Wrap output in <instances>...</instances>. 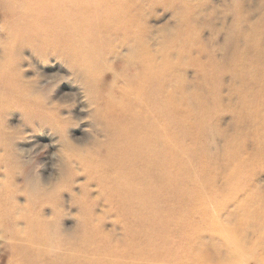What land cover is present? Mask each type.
Returning <instances> with one entry per match:
<instances>
[{"label":"rangeland","instance_id":"obj_1","mask_svg":"<svg viewBox=\"0 0 264 264\" xmlns=\"http://www.w3.org/2000/svg\"><path fill=\"white\" fill-rule=\"evenodd\" d=\"M124 1L117 6L125 3L132 7L130 16L142 24L141 34L147 41V49L150 54L158 55V61L163 59L165 49L176 42L179 46L186 43L184 27L189 24L193 28L195 47L182 74L188 96L199 95L201 103L188 104L177 97L179 110H176L168 102L167 88L161 81L155 92L146 91V85L142 88V82L149 85L142 77L146 62L138 54L135 39L130 37L135 32L115 26L121 19L99 23L90 43L86 37L89 34L79 32L76 49H72L75 53L67 48L40 54L32 46L24 45L19 55V77L27 87L46 91L51 119L40 128L36 123L27 125L19 110H14L13 115L0 113V137L15 149L13 153L4 147L0 149V184H11L15 207H23L30 196L37 195L40 201L56 196L51 204L41 203L42 216L52 219L57 212L60 237L77 243L83 235L79 201L87 193L98 198L99 186L82 171L72 181L73 176L69 177L63 163L64 149L70 144L83 154L107 156L106 144L113 131L110 128L113 122L109 120L117 119L121 113L115 109L106 111L105 104L126 100L132 106L127 105L124 110L125 125H133L138 109H143L148 116L156 114L160 120L171 121L173 133L185 137L175 145L188 164L189 182L199 192L194 206L199 205V196L211 201L210 215L205 220L197 213L190 218L192 225L200 227L189 241V263L264 264V161L259 155L264 153V120L241 116L243 104L264 90V84L260 85L256 75L237 70L239 61H256L259 54L264 55V0ZM184 12L189 14L186 26ZM12 15L8 0H0V56L4 55L2 42L14 22ZM85 21L78 19L79 24ZM96 41L100 44L99 52L92 49ZM212 65L220 67L214 91L202 73L203 67L212 68ZM195 112L206 113L203 119L206 127L196 134L202 146L185 153L184 147H189L193 143L191 137H195L196 130L191 128L195 118L190 115ZM261 112L264 118V107ZM196 155L205 163H197ZM6 164L14 169L12 173ZM204 164L214 169L205 165L206 170ZM28 166L37 191L25 187L23 171ZM101 172L104 174L105 170ZM102 203L103 206L100 202L96 206V212L101 214L100 228L113 241L121 243L127 228L119 218L122 217L118 215L119 209L114 203ZM162 205L167 212L174 206L169 200ZM5 229L0 227V234ZM20 246L18 241L7 242L6 237L0 236V264H24L22 255L17 254Z\"/></svg>","mask_w":264,"mask_h":264},{"label":"bare ground","instance_id":"obj_2","mask_svg":"<svg viewBox=\"0 0 264 264\" xmlns=\"http://www.w3.org/2000/svg\"><path fill=\"white\" fill-rule=\"evenodd\" d=\"M119 2L125 1L8 0L14 22L7 39L2 42L4 55L0 56V113L13 115L14 110H19L27 125L36 123L40 128L44 127L51 119L45 100L46 91L39 88L34 90L35 86L27 87V83L19 77V55L22 46H32L40 54H46L47 50L66 51L67 48H71L70 51L75 53L72 49H76L79 32L88 33L86 37L89 38L95 37L99 23H110L117 19L121 20H118L116 27L121 26L135 32V36L130 34V37L135 39L134 45L138 54L142 55L146 62L142 77L147 79L149 85L142 82V88L146 85V91L155 92L161 81L167 88L168 102L176 110H179L177 97H180L181 102L185 100L188 104L201 103L199 95L188 96L187 84L182 74L184 64L189 62V53L195 47L196 35L192 34L193 28L188 24L189 14L183 13L184 18H187L184 26L188 24L183 28L186 43L179 46L176 42L173 47L165 49L163 59L158 61V55L150 54L147 49V41L141 34L142 24L130 16L132 7L125 3L118 7ZM80 18L86 20L84 24L78 23ZM90 42L91 38L88 43ZM18 44L21 45L16 46ZM92 49L99 52L98 41L93 44ZM263 57L264 55L259 54L256 61H239L237 70L244 69V73L256 75L262 86ZM234 61L238 63V60ZM219 70L218 65H212V68L203 67L205 82L207 80L211 84L212 91L216 89L214 82L219 77ZM37 91L38 94L34 95ZM127 92L128 90L125 95H128ZM248 102L243 104L241 116L263 121L261 107H264V90H259ZM127 105L132 106L126 100L105 104L106 111L115 109L121 113L117 119L109 120L113 122L110 127L113 131L109 133V141L106 144L107 156L83 154L70 144L64 149L62 159L69 177L73 176L72 181L77 177L78 171H82L93 177L99 186L98 198L87 193L79 201L83 235L81 240L77 239V243H69L68 239L60 237L56 228L60 219L57 212L53 213L52 219L42 216V205L53 203L56 196L42 201L37 199V195L30 196L23 207H15V191L11 184H0V227L6 228L0 236L6 237L7 242H19L21 246L16 252L22 255L24 264H191L188 257L191 250L189 241L200 226L192 225L190 218L197 213L205 220L211 201L199 196V207L194 206L195 195L199 192L195 191L189 182L188 164L184 154L175 145L185 137H178L173 133L172 122L167 119L160 120L156 114L148 116L143 109H138L136 116L133 113L134 124L127 126V113L124 112ZM190 115L195 118V121L191 122V128L194 127L196 131L193 134L195 137H191L193 143L184 147L187 148L184 149L185 153L188 149L202 146V140L196 139V134L204 131L206 127L203 121L205 112ZM57 128L60 130L61 126ZM5 142L6 140L0 137V149L4 147L13 153L14 148ZM259 155L263 156L264 161V153ZM229 158L233 159L231 156ZM194 159L197 163H205L201 156L196 155ZM192 163L195 164L194 160ZM205 165L214 169L212 165L204 164L206 170L208 168ZM6 169L11 173L14 170L8 164ZM30 169L31 166H28V170L23 171L25 187L27 190L37 191ZM102 169L105 170L104 174ZM232 172H235V169H232ZM167 200L172 201L174 205L169 212L162 205ZM101 201L110 205L114 203L119 209L118 215L122 216L119 218L127 228L121 243L118 240L113 241L114 238L109 237L100 228L101 214L96 212V206L98 202L103 206ZM194 209L197 211H193Z\"/></svg>","mask_w":264,"mask_h":264}]
</instances>
